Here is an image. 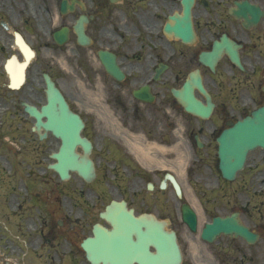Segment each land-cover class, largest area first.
Segmentation results:
<instances>
[{"label":"flooded vegetation","instance_id":"af4514ba","mask_svg":"<svg viewBox=\"0 0 264 264\" xmlns=\"http://www.w3.org/2000/svg\"><path fill=\"white\" fill-rule=\"evenodd\" d=\"M182 13V0H0V126L13 133L3 148L7 165H0V264L43 252L55 261L50 264H90L81 241L95 222L110 227L100 214L112 200H124L136 216L152 213L165 221L176 233L180 264H264V151L249 155L232 179L221 174L217 156L221 130L264 104V0H192L189 41L163 29L174 22L170 15ZM80 19L82 42L74 30ZM62 29L67 36L59 42L55 33ZM223 36L229 47L220 46L212 70L199 55ZM111 59L120 77L107 70ZM193 71L214 103L207 119L176 117L183 108L166 92L167 83L179 87ZM45 75L83 120L81 135L92 143L95 164L90 182L75 172L62 182L37 165L60 145L57 135L41 139L33 131L36 119L27 111L47 102ZM164 130L172 138L163 141L171 144L150 153L183 158L180 166L163 160L173 166L180 197L165 176L169 166L149 160V139L159 140ZM27 143L26 155L21 146ZM77 151L83 153L80 145ZM186 202L198 225L235 215L256 242L234 232L209 244L185 234Z\"/></svg>","mask_w":264,"mask_h":264},{"label":"water","instance_id":"95a60500","mask_svg":"<svg viewBox=\"0 0 264 264\" xmlns=\"http://www.w3.org/2000/svg\"><path fill=\"white\" fill-rule=\"evenodd\" d=\"M172 30L168 28V31ZM189 26L185 29L175 27V33L183 38L189 34ZM210 65L212 63L208 61ZM192 85H196L203 91V87L198 76L191 77L186 81L181 90L173 89V94L182 102L187 111L207 116L211 105L203 104L197 100L192 91ZM48 104L42 107L41 111L34 108L29 109L30 113L40 118L46 117L45 122L38 121V128L44 127L51 130L62 139V146L58 153L54 154L57 162L52 164L61 177H67V168L76 169L84 177L92 175V162L89 159L80 158L72 149L77 142L84 145L85 150L89 149V144L83 142L78 135L81 121L77 115L69 112L63 104L60 93L49 84ZM150 99V98H149ZM58 102L59 107L53 105ZM220 168L227 177H232L235 170L240 168L248 150L261 146L264 148V106L251 112L242 120L237 121L231 128L224 130L218 138ZM177 192L179 188L172 179ZM121 204H115L106 217L112 223V229L107 230L99 225L94 226L93 236L88 237L83 242V247L87 251V256L93 263L102 264H131L137 261L139 264H176L179 260V249L173 232L163 229V225L156 220H145L141 217H134L130 211L120 208ZM186 220L192 229L195 227V217L193 213L186 212ZM217 219L215 223L206 224L203 230V237L211 240L213 235L219 231H229L235 229L238 233L252 241L254 237L247 236L242 228L230 225L229 220ZM143 227V228H142ZM135 232L136 239L131 237ZM147 242L155 248L154 252L147 250Z\"/></svg>","mask_w":264,"mask_h":264},{"label":"rangeland","instance_id":"374dc122","mask_svg":"<svg viewBox=\"0 0 264 264\" xmlns=\"http://www.w3.org/2000/svg\"><path fill=\"white\" fill-rule=\"evenodd\" d=\"M175 116L178 117L179 116L178 113ZM6 128L7 127H5L4 129H6ZM163 133H167V131H163ZM0 146H1V142H0ZM29 146H30L29 143L24 144L23 146H21L26 151V153H25L26 155L28 154V148H29ZM2 148H3V146L0 147V153H3ZM1 159H2V157H1ZM25 159L27 161H29L28 156H26ZM45 164H46V158H37V165H45ZM183 229H184V227L181 228V230H183ZM184 233H185V231H184ZM188 247H190V246H188ZM40 259H45V255H42L40 257ZM19 260H20V264H37L35 262V257L33 258L31 256H26V257H24V256L22 257L21 256ZM39 264H41V263H39Z\"/></svg>","mask_w":264,"mask_h":264},{"label":"bare ground","instance_id":"6f19581e","mask_svg":"<svg viewBox=\"0 0 264 264\" xmlns=\"http://www.w3.org/2000/svg\"><path fill=\"white\" fill-rule=\"evenodd\" d=\"M180 163H181V160H180Z\"/></svg>","mask_w":264,"mask_h":264}]
</instances>
